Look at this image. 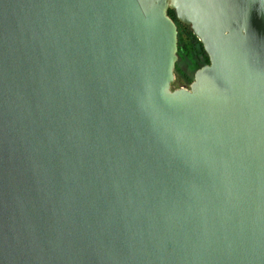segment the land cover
Masks as SVG:
<instances>
[{"label": "water", "instance_id": "water-1", "mask_svg": "<svg viewBox=\"0 0 264 264\" xmlns=\"http://www.w3.org/2000/svg\"><path fill=\"white\" fill-rule=\"evenodd\" d=\"M0 264H264V0H0Z\"/></svg>", "mask_w": 264, "mask_h": 264}, {"label": "rangeland", "instance_id": "rangeland-1", "mask_svg": "<svg viewBox=\"0 0 264 264\" xmlns=\"http://www.w3.org/2000/svg\"><path fill=\"white\" fill-rule=\"evenodd\" d=\"M184 42L187 43V48L182 54H177L174 69V81L171 83L172 88L185 87L189 88L193 81L195 71L208 63L205 51L199 41L192 34L189 27L180 25L177 29ZM177 34V40H178Z\"/></svg>", "mask_w": 264, "mask_h": 264}, {"label": "trees", "instance_id": "trees-1", "mask_svg": "<svg viewBox=\"0 0 264 264\" xmlns=\"http://www.w3.org/2000/svg\"><path fill=\"white\" fill-rule=\"evenodd\" d=\"M167 14H168L169 17H171V19L175 22V24H176V26H177V29L179 28L180 25H183V26L189 27V26L184 25V24H182V23H180V22L178 21V19L176 18L175 13H174L173 10L169 9V10L167 11ZM189 28H190V27H189ZM192 34H193V33H192ZM193 35H194V34H193ZM194 37L196 38L195 35H194ZM196 41H199V40L196 38ZM199 43H200V45H202L200 41H199ZM202 47H203V46H202ZM186 48H187V43L184 42L183 39H182V37H181V35L178 34V40H177V54H182V52L185 51ZM203 50H204V48H203ZM205 54H206V52H205ZM206 57H207V59H208L207 54H206ZM208 62H209V59H208ZM200 67H201V66H200ZM200 67H199V68H200ZM174 69H176V65H175V68H174Z\"/></svg>", "mask_w": 264, "mask_h": 264}]
</instances>
